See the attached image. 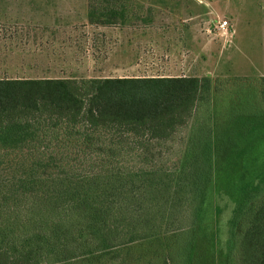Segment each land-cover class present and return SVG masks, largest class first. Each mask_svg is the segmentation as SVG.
<instances>
[{
	"label": "trees",
	"instance_id": "16d2710c",
	"mask_svg": "<svg viewBox=\"0 0 264 264\" xmlns=\"http://www.w3.org/2000/svg\"><path fill=\"white\" fill-rule=\"evenodd\" d=\"M248 81L226 104L209 77H0V198L19 217L0 264H264V77ZM201 105L167 173L157 148Z\"/></svg>",
	"mask_w": 264,
	"mask_h": 264
},
{
	"label": "rangeland",
	"instance_id": "374dc122",
	"mask_svg": "<svg viewBox=\"0 0 264 264\" xmlns=\"http://www.w3.org/2000/svg\"><path fill=\"white\" fill-rule=\"evenodd\" d=\"M146 75L209 77L218 101L237 104L240 81L264 77V0H0L1 78ZM205 108L157 148L167 173L179 171ZM252 157L264 158V142ZM10 211L0 198L5 240L7 220L19 218Z\"/></svg>",
	"mask_w": 264,
	"mask_h": 264
},
{
	"label": "built area",
	"instance_id": "2783aa9c",
	"mask_svg": "<svg viewBox=\"0 0 264 264\" xmlns=\"http://www.w3.org/2000/svg\"><path fill=\"white\" fill-rule=\"evenodd\" d=\"M228 24H229V21L226 20V19H223L220 23V28L222 29V32L223 33H226L228 31Z\"/></svg>",
	"mask_w": 264,
	"mask_h": 264
}]
</instances>
